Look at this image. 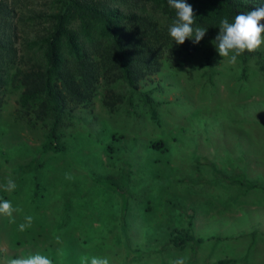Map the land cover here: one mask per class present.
<instances>
[{
	"label": "rangeland",
	"instance_id": "374dc122",
	"mask_svg": "<svg viewBox=\"0 0 264 264\" xmlns=\"http://www.w3.org/2000/svg\"><path fill=\"white\" fill-rule=\"evenodd\" d=\"M158 2L0 0V199L17 209L0 216V264H264V45L229 64L213 18L177 45ZM54 42L58 82L89 58L61 96L40 88Z\"/></svg>",
	"mask_w": 264,
	"mask_h": 264
},
{
	"label": "clouds",
	"instance_id": "9594fccd",
	"mask_svg": "<svg viewBox=\"0 0 264 264\" xmlns=\"http://www.w3.org/2000/svg\"><path fill=\"white\" fill-rule=\"evenodd\" d=\"M170 8L175 10V19L168 28V35L177 44L182 45L187 39L192 38L198 44L206 35L207 29L193 27L195 12L193 6L186 0H167ZM264 6H258L246 12L238 13L231 22L224 18L220 21L219 33L213 44L222 58H228L229 64H235L237 58L245 52H254L264 45ZM66 179H71L66 174ZM16 188L15 181L10 177L6 179L4 190L11 192ZM14 209L11 202L0 199V216L11 218ZM33 217L26 216V223L19 225L23 232L31 226ZM7 264H53L52 260L39 253L27 257L9 259ZM90 264H109L107 258L92 257ZM170 264H184L183 258L170 261Z\"/></svg>",
	"mask_w": 264,
	"mask_h": 264
},
{
	"label": "trees",
	"instance_id": "16d2710c",
	"mask_svg": "<svg viewBox=\"0 0 264 264\" xmlns=\"http://www.w3.org/2000/svg\"><path fill=\"white\" fill-rule=\"evenodd\" d=\"M155 1V0H154ZM187 3L191 4L193 6L194 12H195V23L193 25V27H203V28H208L205 25H197V21H202L205 19H214L216 21H221L224 18L229 19V21L231 22L232 20H234V17L241 12H246L250 9H253L255 7L261 6L258 4H251V3H246L243 2L241 0H186ZM158 4L163 5L164 8V12L166 14H168L169 16H175V10L170 8L167 0H159ZM139 19H148L146 17H142L139 16ZM117 27H115L113 30L116 31ZM139 30L142 31L144 30V34H145V38L143 39V37L139 36V48L138 50H136V52H139L141 55L144 54L145 56H148V53H152L153 52V43L151 44V40H152V35L151 34H147L146 27L143 28V26L139 27ZM114 42L115 45L117 46V49H119L120 53L122 54V56H126V50H125V46L124 43L121 39H119L117 37V35L114 37ZM74 44L76 43V40L74 41ZM53 46L52 48V59L50 61V68L49 71L46 73V81H43L41 83V89H45L51 92H54L55 94H59L61 96V85L65 86L66 83H70L71 81H73L75 76L74 73V68L78 69L82 74H85L84 72V60L89 59L88 56H85V52L86 51H82L83 55H81L80 53L77 55L76 59L73 61L71 60V64H75L72 65V70H70L68 72V74L66 75V77H64L62 79V81L58 82L61 72L59 71V66H62V57H61V52L58 49V45L57 42H54L52 44ZM79 50V47H78ZM142 57H144L142 55ZM145 60L147 59L146 57H144ZM71 66V65H70ZM131 69H129V67L126 65L124 67V73L128 76V79L131 83V86L133 88H137V85L135 83V77L134 75L131 73L130 74ZM70 77V78H68ZM46 82V84H45ZM87 82V80H86ZM73 84V82H71ZM70 92V91H69ZM115 104V101H112L110 103V106L113 107ZM51 147H53L52 145H54L55 142V137H53V140L51 141ZM29 167V166H28ZM27 167V169H28ZM189 227V226H188ZM193 235L192 234H188L187 235V241H191L193 239Z\"/></svg>",
	"mask_w": 264,
	"mask_h": 264
}]
</instances>
